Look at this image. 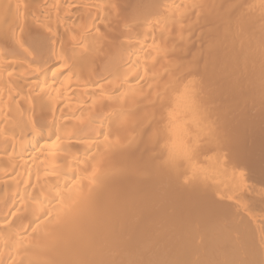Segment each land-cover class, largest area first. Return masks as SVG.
Returning <instances> with one entry per match:
<instances>
[{"label": "bare ground", "instance_id": "obj_1", "mask_svg": "<svg viewBox=\"0 0 264 264\" xmlns=\"http://www.w3.org/2000/svg\"><path fill=\"white\" fill-rule=\"evenodd\" d=\"M260 142L264 0H0V264H264Z\"/></svg>", "mask_w": 264, "mask_h": 264}, {"label": "rangeland", "instance_id": "obj_2", "mask_svg": "<svg viewBox=\"0 0 264 264\" xmlns=\"http://www.w3.org/2000/svg\"><path fill=\"white\" fill-rule=\"evenodd\" d=\"M130 4H132L131 2L130 3H128V5H130ZM129 8H130V6H129ZM254 118H256L257 119V117H254ZM252 119V117H250V123L253 121V120H256V119ZM248 120H249V118H248ZM247 119H246V122H245V124L246 125H249L250 126V123L249 122H247L248 121ZM252 120V121H251ZM242 121L240 120L237 124H239L240 125V123H241ZM254 122V121H253ZM244 124V123H243ZM238 125V126H239ZM228 126H229V130H230V132H237V131H241V130H243L244 129V126L245 125H243L242 127H239V130H237L238 129V126L237 127H234L235 125L233 124V123H230V125L228 124ZM249 126H247V127H249ZM232 127H234V129H236V130H234ZM241 128V129H240ZM243 128V129H242ZM232 129H233V131H232ZM247 130H252V129H250V128H247ZM264 143V142H263ZM262 142H260V145H259V148H261V156H259V155H257L256 156V154L251 150V149H249V152H248V158H249V160H250V162H252L253 163V165L254 166H250V169H249V167H247V170H249L250 172L248 173V171L246 170L245 172H246V175L245 176H247V181H248V183H250L251 185H253V186H259V187H261V188H264V180H260V179H264V178H262V176L264 177V166H262V165H264V160H262V158L264 157V151H262V148L264 149V144H263ZM258 151V150H257ZM256 151V152H257ZM258 153H259V151H258ZM263 156V157H262ZM262 157V158H261ZM260 158H261V160H260ZM261 161V165H258V167H256L255 165H257V164H260V161ZM263 161V162H262ZM263 163V164H262ZM261 167V169H260V167ZM254 167H256V168H254ZM257 168H259V170H261V171H257ZM254 169V170H253ZM256 170V171H255ZM252 171H254V172H252ZM259 172H261V173H263V175L262 174H258ZM248 173V174H247ZM255 173H257L258 175H256ZM249 176H250V179H249ZM258 177V178H257ZM257 180V181H256ZM263 182V183H258V182ZM245 187V189H243V191L241 192V203H242V206H243V208H244V210L245 211H247V213H249V220L250 221H252V220H255L257 223L258 222H260L261 223V221L260 220H262L263 218H264V192H262V191H257V190H255V188L254 187ZM248 193V194H247ZM262 193V194H261ZM197 194L198 193H196V196H197ZM250 194H252V195H250ZM242 195H243V197H242ZM196 196H195V199H196ZM255 198H254V197ZM259 198H258V197ZM175 197V196H174ZM253 197V198H252ZM261 197V198H260ZM173 198V197H172ZM250 198H252V200L254 201V200H259V203H258V201L257 202H253ZM174 199V198H173ZM249 202H248V201ZM247 201V202H246ZM251 201V202H250ZM175 202H177V201H175V199H174V201H172L171 200V202H170V205H171V208H174V207H177L178 205H179V203L180 202H178L177 204V206H176V203ZM253 203H257V204H259L258 206L257 205H253ZM173 204H175V206L173 207ZM246 204H248L247 206H249L250 208L248 209V207L246 206ZM261 205H263V206H261ZM252 208V209H251ZM255 208H257L256 210H253V209H255ZM235 212V211H234Z\"/></svg>", "mask_w": 264, "mask_h": 264}, {"label": "snow or ice", "instance_id": "obj_3", "mask_svg": "<svg viewBox=\"0 0 264 264\" xmlns=\"http://www.w3.org/2000/svg\"><path fill=\"white\" fill-rule=\"evenodd\" d=\"M194 90L186 85L184 91L180 94L178 99L187 107L191 108L192 106V92ZM170 120H175V114H169ZM175 135V133H174ZM190 156V148L189 146L183 142L179 137L173 139L169 145L168 157L166 163L170 166H176L181 160L187 159ZM243 175V173H241Z\"/></svg>", "mask_w": 264, "mask_h": 264}]
</instances>
